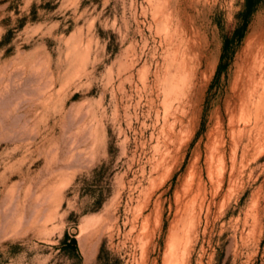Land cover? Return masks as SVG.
Segmentation results:
<instances>
[{"label":"rangeland","instance_id":"1","mask_svg":"<svg viewBox=\"0 0 264 264\" xmlns=\"http://www.w3.org/2000/svg\"><path fill=\"white\" fill-rule=\"evenodd\" d=\"M245 10L0 0V264H264V102L233 112L249 72L264 91V0Z\"/></svg>","mask_w":264,"mask_h":264},{"label":"bare ground","instance_id":"2","mask_svg":"<svg viewBox=\"0 0 264 264\" xmlns=\"http://www.w3.org/2000/svg\"><path fill=\"white\" fill-rule=\"evenodd\" d=\"M253 59L255 61L258 56L254 54ZM247 75L248 77L242 83L243 86L241 84L242 90L237 94L238 103L234 106L233 112L236 113L237 110H240L244 113L245 108L250 105L248 110L254 112L256 118V114H258V110L264 102V91L260 90L259 84L261 82L255 78L254 74L249 72Z\"/></svg>","mask_w":264,"mask_h":264},{"label":"trees","instance_id":"3","mask_svg":"<svg viewBox=\"0 0 264 264\" xmlns=\"http://www.w3.org/2000/svg\"><path fill=\"white\" fill-rule=\"evenodd\" d=\"M253 3H254V0H246V10H245L246 14L249 13L250 10L252 9ZM226 45H227V42H225V46ZM63 243H64L63 247H67V249H68V254L73 256L74 258L78 259L79 258V254L77 252L76 246L72 245L70 242H67V241H64ZM104 251H105V248H104V245H102L101 249L99 251L98 259H100L102 257V254H103Z\"/></svg>","mask_w":264,"mask_h":264}]
</instances>
